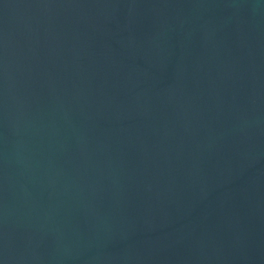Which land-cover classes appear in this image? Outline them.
Wrapping results in <instances>:
<instances>
[{"label": "water", "instance_id": "obj_1", "mask_svg": "<svg viewBox=\"0 0 264 264\" xmlns=\"http://www.w3.org/2000/svg\"><path fill=\"white\" fill-rule=\"evenodd\" d=\"M0 264H264V0H0Z\"/></svg>", "mask_w": 264, "mask_h": 264}]
</instances>
